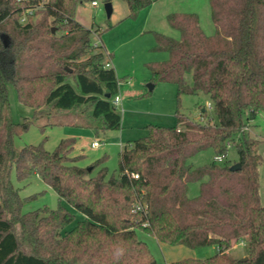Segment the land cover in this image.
<instances>
[{
    "label": "trees",
    "instance_id": "trees-1",
    "mask_svg": "<svg viewBox=\"0 0 264 264\" xmlns=\"http://www.w3.org/2000/svg\"><path fill=\"white\" fill-rule=\"evenodd\" d=\"M123 1L135 18L155 0ZM79 2L0 0V131H6L0 147V264H159L137 229L163 244L217 248L208 257L164 264H264L260 141L242 133L243 113L264 111V0H210L213 35L203 30L197 13L168 15L180 38L155 33V49L169 54L149 64L152 82L175 84L179 97L207 94L218 122H193L178 113L175 126L149 124L147 136L123 146L119 174L110 173L105 158L80 165L75 137L61 139L52 151L43 143L19 150L14 144L15 135L40 118L63 125L54 121L53 109L89 106L90 118L75 125L91 127L97 136L121 127L112 102L119 92L116 69L106 67L102 45H94L92 29L76 19ZM11 85L35 109L33 120H12ZM231 144L241 165L236 170L227 162H189L209 149L226 157ZM13 164L19 178L39 174L84 219L66 230L75 214L62 204L24 212L11 180ZM194 181L201 192L191 197ZM139 202L146 209L133 211ZM241 241L244 250L235 256L231 250Z\"/></svg>",
    "mask_w": 264,
    "mask_h": 264
},
{
    "label": "rangeland",
    "instance_id": "rangeland-1",
    "mask_svg": "<svg viewBox=\"0 0 264 264\" xmlns=\"http://www.w3.org/2000/svg\"><path fill=\"white\" fill-rule=\"evenodd\" d=\"M111 3L113 13L108 17L105 8L106 3L103 0H98L96 6L90 0H80L77 6V19L92 29L94 45L101 44L103 46L104 44L108 53H106V62L110 60L116 68L119 78L118 93L121 97L117 110L122 115L121 127L119 129H107L97 136L93 128L75 125L83 123L86 118H90L89 106L83 108L85 106L82 105L74 111L53 109L51 112L57 114L54 121L62 122L63 125H46V118L33 121L29 128L15 135L16 149L19 150L24 145L43 143L46 149L52 151L61 139L75 137L77 140L73 154L82 155L80 165L88 167L96 160L105 158V165L110 173L119 174L120 151L130 140L147 136L150 132L149 124L175 126L178 124V113L183 114L193 122H218L213 106L209 107L208 105L211 100L207 94L185 93L179 97L175 84L152 82V74L148 67L150 63L163 62L169 54L155 49L156 32L177 39L180 38V32L169 24L168 15L170 13H197L200 22H202L203 30L208 35H213L216 32L215 23L212 20L210 0H155L151 6L144 8L135 18L129 16L128 5L123 0H111ZM187 79L188 83L192 84V73L188 74ZM151 83L154 84L153 89L149 87ZM18 96L17 89L11 85L9 87V101L12 120L16 123L33 120L35 109L22 103ZM44 108L49 109L48 106ZM203 109H206V116L202 115ZM243 120L246 126L242 133L249 138H256L260 141L259 190L264 204V111H259L256 115H251L249 111H245ZM5 132V128L0 131V147H3ZM95 140L99 141L101 146H94L93 141ZM216 158L214 150L209 149L196 154L189 162L194 167L209 164L212 161L219 164L227 162L233 165L239 162L236 145L231 144L229 146L224 160L219 161ZM11 180L24 199L22 207L24 212L36 210L45 205L55 209L62 204L75 214V220L66 227V230L72 229L78 224V221L84 219V215L67 200L60 199L57 192L39 174L33 173L26 178H19L16 165L13 164ZM200 192V182L194 181L189 184L188 194L191 197L198 196ZM137 233L139 238L148 242L159 263H165L168 258L179 259L183 256L177 250L184 248L179 247L184 245L166 247L160 245L154 236L142 229H137ZM213 249H215L214 246H209L194 248L193 250L200 257H206L205 255L215 253L211 252ZM243 250V247H234L231 253L240 256Z\"/></svg>",
    "mask_w": 264,
    "mask_h": 264
},
{
    "label": "built area",
    "instance_id": "built-area-1",
    "mask_svg": "<svg viewBox=\"0 0 264 264\" xmlns=\"http://www.w3.org/2000/svg\"><path fill=\"white\" fill-rule=\"evenodd\" d=\"M92 3H93V5H98V2L97 1H92ZM26 17L27 16H24L23 18H22V21L24 22V21H26ZM106 67H112V64H111V61L109 60V61H107V63H106ZM112 102L116 105V106H118L119 104H120V102H121V97H120V95L117 93L113 98H112ZM209 107H212V103L210 102L209 104ZM181 129V127H179L178 128V130H180ZM101 143L99 142V141H94L93 142V145L94 146H101L100 145ZM225 157L224 156H220V157H217L216 158V160H219V161H221V160H223ZM132 175L135 177V178H138L139 177V174H137V173H132ZM146 209V205L145 204H143V203H137L136 205H135V207H134V210L133 211H144ZM240 245H242V246H244L245 245V242L244 241H241L240 243H239Z\"/></svg>",
    "mask_w": 264,
    "mask_h": 264
},
{
    "label": "crops",
    "instance_id": "crops-1",
    "mask_svg": "<svg viewBox=\"0 0 264 264\" xmlns=\"http://www.w3.org/2000/svg\"><path fill=\"white\" fill-rule=\"evenodd\" d=\"M76 19H77V15H76ZM78 20V19H77ZM84 25V24H83ZM87 27V26H86ZM103 44V43H102ZM99 45H101V44H99ZM102 49L104 50V52H105V55H106V53H107V49H106V47L104 46V44H103V46H102ZM108 54V53H107ZM110 54V53H109ZM112 55V54H111ZM111 64H112V66H113V63L111 62ZM114 67V66H113ZM115 68V67H114ZM116 69V68H115ZM119 94V93H118ZM96 141V140H95ZM94 142V141H93ZM226 158V157H225ZM224 158V159H225ZM223 159V160H224ZM190 196V195H189ZM158 241V240H157ZM158 243L160 244V245H165L166 247H172V246H169L168 244H163V243H160L159 241H158ZM175 247V246H174ZM178 247V246H177ZM179 247H184V248H179V250H177V251H180L182 254H183V256L181 257V258H184V257H189V256H194V257H200V255H198V253L195 251V250H193L192 248H189V247H187V246H179ZM186 247V248H185ZM236 247H242V245H238V246H236ZM171 249V248H170ZM178 249V248H177ZM216 250H217V248L215 247V249H213L211 252H216ZM206 257H208V256H210V255H205ZM178 258V257H177ZM181 258H179V259H181ZM201 258H204V257H201ZM179 259H176V258H174V259H171V258H168V259H166V262L165 263H167V262H171V261H175V260H179ZM159 263V262H158ZM159 264H162V263H159ZM164 264V263H163Z\"/></svg>",
    "mask_w": 264,
    "mask_h": 264
},
{
    "label": "water",
    "instance_id": "water-1",
    "mask_svg": "<svg viewBox=\"0 0 264 264\" xmlns=\"http://www.w3.org/2000/svg\"><path fill=\"white\" fill-rule=\"evenodd\" d=\"M105 8H106L108 17H110L113 13V6H112L111 1L106 2ZM53 30L55 31V29H53ZM149 87H150V89H153L154 84L153 83L149 84ZM108 97H110V95H108ZM240 166H241L240 163L237 162L231 166V169L236 170V169L240 168ZM246 259H247V257H245L243 260H246Z\"/></svg>",
    "mask_w": 264,
    "mask_h": 264
}]
</instances>
